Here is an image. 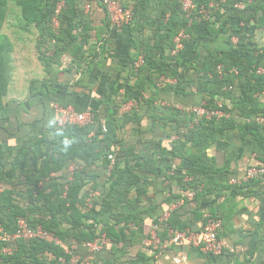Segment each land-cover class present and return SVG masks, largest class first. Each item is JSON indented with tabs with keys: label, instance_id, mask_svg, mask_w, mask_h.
Wrapping results in <instances>:
<instances>
[{
	"label": "trees",
	"instance_id": "16d2710c",
	"mask_svg": "<svg viewBox=\"0 0 264 264\" xmlns=\"http://www.w3.org/2000/svg\"><path fill=\"white\" fill-rule=\"evenodd\" d=\"M88 1L91 3V9L100 6L106 14L98 0L19 1L26 26L40 30L38 52L41 54L40 61L47 71L44 79L32 81L30 85L32 96L45 94L46 98L49 94H58L62 83L57 79V72L58 67L64 64V56L73 58L72 62L79 72L84 60L90 55L97 57L100 54L97 48L102 34L90 16L85 15L83 11ZM182 1L122 0L125 7H130L134 3V19L128 28H132L133 33H136L145 55L139 68L134 69L137 59L131 62V72L139 78V82L131 88L144 97L147 85H155L156 80L164 76L176 80L177 92L179 90L184 93V88L196 83L198 92L202 94L200 103L186 105L180 110L176 107L168 108L162 104L160 98L152 97L150 102L145 99L154 112L162 111L174 117L172 121L183 115L184 118L178 123L173 134L178 138L172 139L173 135L168 136L171 138L170 148L162 142L150 148H155V155L158 149L161 150L158 154L162 158L164 157L162 153L169 151L175 158H181L184 163L175 170L171 167L164 169L157 164L158 158L149 157L148 145L145 151L147 154L140 151L138 155L134 152L135 147H127L120 143L117 130L131 120L140 119L137 113L125 115L119 113L117 108L126 99L121 97L119 100L114 88L111 93L114 98L110 97L101 102L105 106L100 110H92L91 125L57 127L56 132L63 133L58 136L59 139L53 141L43 135L42 139L29 143L20 153H15L13 147L1 145L0 227L3 232L0 236L12 235L15 232V221L18 217L25 218L33 228L41 226L48 236L30 241L0 240V264H61L59 259L67 257L66 248H69L73 241L83 245L101 234H106L111 240V244L105 250L109 249L113 254L127 253L126 246L132 238L129 241L126 239H129V235L130 237L134 235L129 223L138 226L141 221L139 218L143 214L154 213L156 208H151L148 205L149 201L165 193L164 185L160 188L158 186L167 180L175 182L183 196L195 191L194 203L199 210L204 198L211 195V190L204 188L200 191V185L205 182L204 177L189 173L201 170L204 175L211 168L200 163V159L183 158L184 154L181 153L186 151L191 143L205 151L214 140V134L223 132L229 126L238 128L243 138L253 133L251 136L262 149L261 159L259 158L261 163L256 166L264 165L262 134L264 124L256 121L258 117H264V73H257L259 68H264V47L254 37L245 39L247 34L251 35L256 29L264 31V0H192L196 9L191 24L183 11ZM6 3L7 0H0V15L3 14ZM59 3H63L58 15L60 27L55 32L52 30V19ZM239 3L245 4V8H237L236 5ZM201 8L206 9L209 15L207 20L200 12ZM106 20L103 32L111 27L107 15ZM146 30L151 33L147 36L148 42L142 37ZM181 31H186L189 35L185 46L194 40L196 32L204 33L200 40L191 46L195 55L193 63H186L183 67L182 54L186 49L177 55L171 53L175 48L174 39ZM233 37L238 39L236 44L232 43ZM139 41L135 40V43ZM101 47L103 53L106 45ZM48 50H52L51 56H47ZM1 62L3 64L0 63V122L9 118L13 102L8 98L11 82L8 62L4 60ZM220 65L223 66L222 74L218 72ZM154 72L156 73L153 75ZM31 100L30 96L24 105L32 107ZM227 101L231 104L229 105ZM217 102H222V111L229 114V118L223 117L220 120L203 118L193 128H189L195 115L186 112L185 108L204 105L207 109H218ZM20 105L23 106L22 103ZM17 114H20L19 109ZM235 114L242 118L241 122L236 121ZM28 123L23 121V125H29ZM103 126L107 129L106 132ZM182 129H188L187 133H182ZM92 130L96 135L92 139L96 155L91 154L94 152L88 151L84 146V139ZM99 135H102V138L99 139ZM195 135L198 138L196 140ZM110 154H115L116 157V164L111 171ZM187 165L192 167L188 168ZM72 166L73 171L70 170ZM220 170L228 171V168ZM186 175L191 177V181L185 182ZM151 180L152 188L149 187ZM263 180L264 178L256 179L250 183ZM225 187L235 186L230 185L227 180ZM169 189L171 191L172 187ZM96 193L99 194L95 195ZM172 198L168 196L166 199L167 207L164 213L169 211L168 207L173 203ZM88 201H91V207L88 206ZM81 206L86 212L81 211ZM99 206L100 209L97 210ZM164 213L154 218L153 223H158ZM149 216L153 219V215ZM209 216L220 218L216 214H208L203 223ZM64 224L66 227H63ZM169 224L175 228L186 229L182 222L169 221ZM56 239L62 244L57 245ZM141 241L142 237L136 242ZM121 242L124 245L119 247ZM6 248H11L12 252H6ZM49 254L54 258L51 259ZM138 256V259L142 258L144 261L153 258H148L144 254ZM100 262L108 264L99 259L95 260V264Z\"/></svg>",
	"mask_w": 264,
	"mask_h": 264
},
{
	"label": "crops",
	"instance_id": "0c3cea01",
	"mask_svg": "<svg viewBox=\"0 0 264 264\" xmlns=\"http://www.w3.org/2000/svg\"><path fill=\"white\" fill-rule=\"evenodd\" d=\"M86 4L83 7L85 15L90 16L93 24L102 34L100 35L102 39L99 40L100 43L97 48L100 54L97 57L90 55L84 60L81 63V71L79 72L77 66L72 62L73 58L68 55L64 56V64L58 67L57 72V79L62 83L58 89V94H49L46 98L45 94L32 96L29 87L26 98L19 99L16 102L13 101L9 118L0 122V146L13 147L15 153H20L21 149L24 150L29 143L42 139L43 135L56 141L63 133H57L55 130L58 127L53 109L55 103L72 106L77 112L89 108L100 110L105 106L101 102L110 97L114 98L111 95L114 88L118 93L119 100L121 97L126 99L117 108L119 113L121 115L137 113L140 119V121L131 120L117 130L120 143L125 144L127 147H135L134 152L138 155L140 151H146L147 145L150 148L158 142H162L170 148V139L173 138L178 123L184 118L183 115L181 114L177 120L172 121L174 117L164 114L162 111L154 112L151 109L152 106H149L145 99L150 102L152 97L160 98L163 105L168 108L176 107L180 110L186 105L198 104L202 101V94L198 92L196 83L184 88V93L179 90L177 92L176 80L162 76L160 80H156L155 85H147L146 91L143 93L144 97L141 96L131 88L139 82V78L131 72V62L145 56L136 33H133L132 28L128 27L121 29L108 27L107 31L103 32L104 23L107 22L104 10L100 6L87 10ZM133 4L130 6L132 10ZM196 33L197 36L193 38L194 40L184 48L186 52L184 51L182 54L184 58L182 67L186 63H193L195 55L192 53L191 46L194 43L196 44L204 35L203 31ZM149 34H151L150 31L146 30L142 35L147 42ZM253 37L264 47L263 30L256 29L251 35L247 34L245 39H252ZM234 39L237 38L233 37L232 43L236 44L238 39L237 42ZM95 40L96 38L93 41ZM135 40H138L139 43H135ZM101 45H106L103 53H101ZM263 47L261 48L263 49ZM46 74L47 71L43 75L37 76L36 80L44 79L47 76ZM11 88L12 84L10 83L8 97L12 92ZM30 96L33 102L32 107L24 105ZM21 103L23 106L20 105ZM228 104L231 103L228 102ZM18 109L19 115L17 114ZM238 116L235 114V119L237 122H241L242 118ZM23 121L29 122V125H23ZM94 133L95 131L92 130L86 136L84 146L88 151L94 152L91 154L96 155V148L93 147L92 143V139L96 137ZM262 134L264 135V131ZM169 135L173 136L169 138ZM251 135L243 138L238 128H230L229 126L223 132L214 134V140L205 151L194 147V143H191L186 151L184 150L181 153V155L184 154L183 158L200 159V163L211 168L204 175L201 170L190 171L189 173L193 176L204 177L205 182L200 185V191L204 188L211 190V195L204 198L199 210L196 209L197 205L194 203L195 196L193 199L189 197L190 192L183 196L181 189L178 188L175 182L172 183L167 180L162 182L161 185L159 183L158 187L164 185L166 190L165 193H161L157 197L155 196L152 201H149L148 205L151 208H156L154 213L143 214L139 218L141 221L138 226L129 223L136 237L134 235L130 237L129 235V239H126L129 241L132 238V241L126 246L128 248L127 253L116 252V254H113L112 251L107 249L95 254V260L99 259L108 264H264V180L234 188L225 187L229 178L243 176L250 166L261 163L260 153L262 149ZM196 136L194 137L195 140L198 139ZM100 138H102V135H99ZM160 151L158 149L155 155V148L152 147L150 150L148 149L147 153L149 157L158 158L157 164L164 169L171 167L172 170H175L177 166L179 167L184 163L181 158H175L169 151L163 152L164 157L162 158L158 154ZM187 167L191 168L192 166L187 165ZM222 168H228V171H221ZM187 178L191 179L190 176L186 175L185 182H187ZM152 186L153 182L151 180L149 187L152 188ZM170 187H172L171 191L168 190ZM150 194L152 195V193ZM168 196L173 197V203L168 207L169 220L171 222H182L187 229L196 235L201 231L203 219L206 215L216 214L222 219L223 227L220 232V237L224 243L222 255L217 257L206 255L191 241H184L175 245L169 244L165 248L160 247L157 249H147L144 246L143 241L145 237L149 236L155 224L153 223L154 218L163 214L167 207L166 199ZM183 200V203L174 206L177 201L181 202ZM99 209L100 206L97 207V210ZM85 210L81 206L83 213L86 212ZM149 215H153V219ZM63 227H66V224ZM158 232L163 241L167 239V232L164 229H160ZM138 237H142L143 241L136 242L139 239ZM74 243L77 242L73 241L72 245ZM123 245L124 243L121 242L118 246L122 247ZM77 246L81 254L87 253L85 244H78ZM5 250L6 252H12L11 248ZM140 254L153 258L150 261H144L142 258L138 259ZM48 256L51 259L54 258L52 254Z\"/></svg>",
	"mask_w": 264,
	"mask_h": 264
},
{
	"label": "built area",
	"instance_id": "2783aa9c",
	"mask_svg": "<svg viewBox=\"0 0 264 264\" xmlns=\"http://www.w3.org/2000/svg\"><path fill=\"white\" fill-rule=\"evenodd\" d=\"M100 4L104 7L106 11V15L110 25L114 29H121L128 27L133 19H134V12L130 7H125L122 0H98ZM213 5V4H212ZM62 4L57 8L55 12V17L53 19L54 29L56 31L60 27V22L58 15L60 13ZM183 11L185 13L186 18L189 20L191 24L193 22V13L196 9V5L193 3L192 0H183L182 1ZM239 9H244L245 4L239 3L236 5ZM86 9H91L90 1L86 4ZM204 19H208L209 15L205 8H201L200 10ZM189 38L188 33L186 31H181L174 39L175 48L172 50V55H177L181 53L185 48V41ZM237 42V39H234ZM143 64V58L138 59L134 63V68H139ZM236 72V69H234ZM219 74L223 72V66H218ZM258 74L264 73V68H259L257 70ZM218 109H207L204 105L198 107H188L185 108V111L194 114L195 119L192 123H190L189 128H193L199 121L203 118L206 120H211L216 118L220 120L221 118H229L230 115L222 111L223 104L222 102H217ZM54 113L56 115V124L60 128H66L69 126H79L83 127L86 125H90L93 122V114L92 110L86 109L85 111L77 112L74 107L72 106H64L58 103H55L53 106ZM257 123L264 124V117H258L256 119ZM104 132L107 131L106 128H103ZM188 129H182V133H187ZM95 134V133H94ZM178 136L174 135L172 139H177ZM119 149H117V152ZM109 159L111 160L109 169L110 171L113 170L116 164V157L115 154H110ZM71 171L74 170L72 166ZM264 178V165L260 166H251L247 169L246 173L240 177H231L228 180V183L232 186L239 187L250 183L256 179H263ZM186 181H191L190 178H187ZM40 186H42L40 184ZM67 190V187H66ZM96 193L95 195H98ZM67 194H64L66 197ZM195 192H190L189 197L194 198ZM176 202L174 206H178L179 204L183 203ZM89 207H91V201H88ZM174 207V208H175ZM169 211L166 212L160 219L158 223H155L150 231L149 236L145 237L143 244L147 249H157L160 247H167L170 245L180 244L184 241H191L195 243L200 250L206 254L211 255L214 257L222 255L224 251V243L222 238L220 237V232L223 227V221L221 218L209 216L207 217L206 221L202 224L201 231L197 233H192L189 229H179L171 226L169 224ZM164 229L167 232V239L162 240L159 235V230ZM3 232V229L0 227V233ZM48 236V233L41 227H31L28 221L23 217H18L15 221V232L12 235L4 234L0 236L1 241L6 242H15L17 240H25L30 241L38 238H45ZM57 245H61L62 242L58 239L55 240ZM111 244V240L106 234H101L96 237L92 241H88L85 244L87 249L86 254H81L78 251L77 243H74L69 248H66V255L65 258H60L59 261L61 264H95L94 255L105 250ZM6 251V250H5Z\"/></svg>",
	"mask_w": 264,
	"mask_h": 264
},
{
	"label": "rangeland",
	"instance_id": "374dc122",
	"mask_svg": "<svg viewBox=\"0 0 264 264\" xmlns=\"http://www.w3.org/2000/svg\"><path fill=\"white\" fill-rule=\"evenodd\" d=\"M19 1L7 0L6 8L0 15V63L2 60L8 62L12 84V92L8 98L9 101L15 102L26 98L32 81L45 73L40 61L41 54L38 52L40 30L33 26H26ZM61 4L63 5L59 3L57 8ZM53 19L52 30L56 32ZM48 51L47 56H51L52 50Z\"/></svg>",
	"mask_w": 264,
	"mask_h": 264
},
{
	"label": "clouds",
	"instance_id": "9594fccd",
	"mask_svg": "<svg viewBox=\"0 0 264 264\" xmlns=\"http://www.w3.org/2000/svg\"><path fill=\"white\" fill-rule=\"evenodd\" d=\"M67 143H68V142L66 141V146H67Z\"/></svg>",
	"mask_w": 264,
	"mask_h": 264
}]
</instances>
